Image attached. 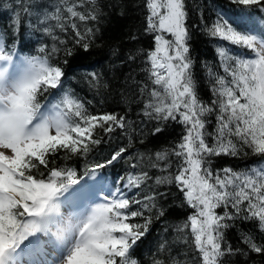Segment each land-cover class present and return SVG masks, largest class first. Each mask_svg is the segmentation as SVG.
<instances>
[{
  "label": "trees",
  "instance_id": "obj_1",
  "mask_svg": "<svg viewBox=\"0 0 264 264\" xmlns=\"http://www.w3.org/2000/svg\"><path fill=\"white\" fill-rule=\"evenodd\" d=\"M180 3L179 98L156 71L151 0H0V57L59 73L33 86L30 118L55 108L70 133L83 130L14 163L0 253L19 239L30 208L45 216L49 198L88 188L112 195L99 203L111 205L109 221L126 241L93 264H207L193 226L199 206L181 180L197 136L200 174L216 196L213 264H264V140L228 97L236 61L255 52L222 33L229 27L264 44V0Z\"/></svg>",
  "mask_w": 264,
  "mask_h": 264
},
{
  "label": "rangeland",
  "instance_id": "obj_2",
  "mask_svg": "<svg viewBox=\"0 0 264 264\" xmlns=\"http://www.w3.org/2000/svg\"><path fill=\"white\" fill-rule=\"evenodd\" d=\"M151 4L154 24L158 28L157 48L153 55L156 71L165 77L169 89L180 98L184 95L182 64H185L181 3L180 0H151ZM222 33L229 40L250 46L257 53L252 58H238L236 61V79L228 97L233 109L246 113L255 134L264 140V47L254 36L239 34L229 27ZM58 74L56 69H48L43 62L19 59L6 64L0 57V210L10 205L12 192L8 184L11 172L23 153H34L56 140L71 142L74 133L83 132L78 128L70 133L55 108L53 116L45 114L33 121L30 118L28 103L33 86L40 80L54 83ZM196 137L192 144L189 143L190 164L181 180L191 202L199 206L193 226L207 264H213L211 258L218 249L215 236L217 218L213 214L216 196L213 187L200 174L196 159L199 149L194 143ZM93 196L85 189L75 199L64 195L55 200L48 209L53 218L44 228L36 220L26 221L18 232L20 242L5 244L0 253V264H91L126 245L122 233L117 232L123 231V227L109 221L111 205L106 202L93 205L97 200ZM65 199L71 202L69 207L63 203ZM3 244L4 241L0 240V247ZM27 251L31 252L23 260Z\"/></svg>",
  "mask_w": 264,
  "mask_h": 264
},
{
  "label": "bare ground",
  "instance_id": "obj_3",
  "mask_svg": "<svg viewBox=\"0 0 264 264\" xmlns=\"http://www.w3.org/2000/svg\"><path fill=\"white\" fill-rule=\"evenodd\" d=\"M33 244H34V243H33ZM23 260H25V258H24Z\"/></svg>",
  "mask_w": 264,
  "mask_h": 264
}]
</instances>
